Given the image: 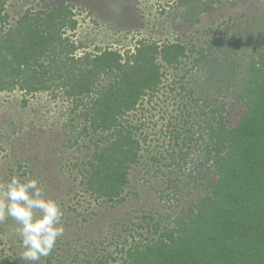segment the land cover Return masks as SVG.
<instances>
[{
	"label": "rangeland",
	"instance_id": "rangeland-1",
	"mask_svg": "<svg viewBox=\"0 0 264 264\" xmlns=\"http://www.w3.org/2000/svg\"><path fill=\"white\" fill-rule=\"evenodd\" d=\"M59 4L76 20L65 35L81 45L77 54L109 48L125 55L141 40L159 46L177 41L188 48L187 57L175 67L157 57L163 72L158 89L145 95L129 116L142 123L139 132L148 137L138 161L128 169L120 202L94 199L83 189L84 162L97 137L91 129L82 131L88 121L80 108L74 109L60 91L55 96L50 91H0V185L13 173L36 178L63 211V236L36 264H127L131 245L175 229V217L185 216L210 192L216 175L210 174L208 181L187 175L188 163L211 148L203 143L208 118L197 114L199 105L204 97L208 104L213 95L226 103L223 114L230 128L239 124L245 107L236 84L239 70L228 76L229 88L220 91L224 76L213 75L211 65L195 60L202 55L223 57L218 43L227 40L228 56L241 68L264 26V0H214L212 9L193 23L180 17L183 7L177 0H7L6 27L26 10L34 13ZM173 128L181 133L177 141L169 136ZM192 131L187 156L184 142ZM17 228L10 217L0 222V264H27L19 257L23 248Z\"/></svg>",
	"mask_w": 264,
	"mask_h": 264
},
{
	"label": "trees",
	"instance_id": "trees-1",
	"mask_svg": "<svg viewBox=\"0 0 264 264\" xmlns=\"http://www.w3.org/2000/svg\"><path fill=\"white\" fill-rule=\"evenodd\" d=\"M213 1L177 0L183 7L180 17L193 23L212 9ZM6 2L0 0V91H50L53 96L60 91L74 109L80 108L88 121L82 131L91 129L97 137L84 162L83 189L97 200L122 201L128 169L138 161L148 137L139 132L142 123L129 116L145 95L158 89L163 72L157 57L175 67L187 57L188 48L177 41L159 46L141 40L125 55L109 48L77 54L81 45L65 35L76 22L66 5L26 10L6 27ZM218 45L223 57L209 54L211 59L202 55L195 61L208 63L213 75L224 76L220 91L229 88L228 76L239 70L236 84L245 114L230 128L223 114L226 103L214 95L208 104L203 98L197 114L208 118L201 135H207L203 143L211 148L188 163L187 175L193 181H208L210 174L217 178L185 216L175 217V229L131 245L127 264H264V26L241 68L228 56V41ZM181 105L183 109L187 104ZM169 133L175 141L181 135L174 128ZM193 135L184 142L187 156Z\"/></svg>",
	"mask_w": 264,
	"mask_h": 264
},
{
	"label": "clouds",
	"instance_id": "clouds-1",
	"mask_svg": "<svg viewBox=\"0 0 264 264\" xmlns=\"http://www.w3.org/2000/svg\"><path fill=\"white\" fill-rule=\"evenodd\" d=\"M9 217L18 225L23 248L19 257L27 264L49 256L64 234L63 211L55 198L45 195L36 178L13 173L0 185V222Z\"/></svg>",
	"mask_w": 264,
	"mask_h": 264
}]
</instances>
